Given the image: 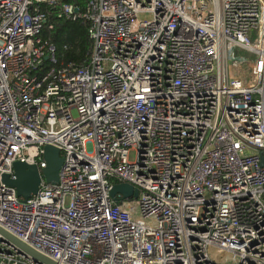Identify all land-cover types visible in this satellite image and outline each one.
Listing matches in <instances>:
<instances>
[{
    "label": "built area",
    "instance_id": "obj_1",
    "mask_svg": "<svg viewBox=\"0 0 264 264\" xmlns=\"http://www.w3.org/2000/svg\"><path fill=\"white\" fill-rule=\"evenodd\" d=\"M65 1L0 0V227L57 264H264V0ZM44 5L88 23L86 64ZM49 143L25 201L2 176ZM0 264L43 263L0 237Z\"/></svg>",
    "mask_w": 264,
    "mask_h": 264
},
{
    "label": "water",
    "instance_id": "obj_2",
    "mask_svg": "<svg viewBox=\"0 0 264 264\" xmlns=\"http://www.w3.org/2000/svg\"><path fill=\"white\" fill-rule=\"evenodd\" d=\"M44 158L47 163L41 171L36 164L17 161L13 164L14 178L9 174L2 176L3 181L14 188L17 195L25 201L36 195L40 189L42 179L49 184H58L60 171L64 162L61 156V147L56 143H49L44 148ZM261 163L264 165V153L261 154ZM121 193L124 198L137 197L138 190L128 183H119L114 185L111 190V196ZM0 237L12 245L21 254L33 258L36 262L43 264H57L52 259L39 253L11 233L0 227Z\"/></svg>",
    "mask_w": 264,
    "mask_h": 264
},
{
    "label": "trees",
    "instance_id": "obj_3",
    "mask_svg": "<svg viewBox=\"0 0 264 264\" xmlns=\"http://www.w3.org/2000/svg\"><path fill=\"white\" fill-rule=\"evenodd\" d=\"M90 0H66L84 11ZM42 9L48 14L49 26L43 30L42 37L54 43L57 47L60 62L74 63L76 65L86 64L91 50L89 38V25L83 19L72 20L67 17L58 16V8L44 5Z\"/></svg>",
    "mask_w": 264,
    "mask_h": 264
},
{
    "label": "rangeland",
    "instance_id": "obj_4",
    "mask_svg": "<svg viewBox=\"0 0 264 264\" xmlns=\"http://www.w3.org/2000/svg\"><path fill=\"white\" fill-rule=\"evenodd\" d=\"M134 156H135L134 152H131L130 155H129V157H130L131 160L134 159ZM229 260L232 261L231 256H229Z\"/></svg>",
    "mask_w": 264,
    "mask_h": 264
}]
</instances>
